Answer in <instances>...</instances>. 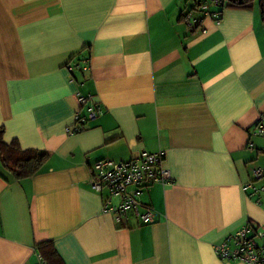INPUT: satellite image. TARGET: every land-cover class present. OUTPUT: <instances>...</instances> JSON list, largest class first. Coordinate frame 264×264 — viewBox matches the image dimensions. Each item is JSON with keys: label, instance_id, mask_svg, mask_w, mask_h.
I'll return each mask as SVG.
<instances>
[{"label": "crops", "instance_id": "0c3cea01", "mask_svg": "<svg viewBox=\"0 0 264 264\" xmlns=\"http://www.w3.org/2000/svg\"><path fill=\"white\" fill-rule=\"evenodd\" d=\"M202 2L218 11L220 0H0L2 139L48 153L20 179L0 161V264H248L215 246L264 221V191L243 190L262 185L264 136L251 132L264 23L258 0L222 6L218 24ZM89 106L97 116L81 124ZM141 149L165 152L171 181L138 196L152 223L116 222L93 165Z\"/></svg>", "mask_w": 264, "mask_h": 264}, {"label": "built area", "instance_id": "2783aa9c", "mask_svg": "<svg viewBox=\"0 0 264 264\" xmlns=\"http://www.w3.org/2000/svg\"><path fill=\"white\" fill-rule=\"evenodd\" d=\"M205 15L214 16L216 23L220 22L217 17L218 12L208 10L207 5L202 6ZM189 21V20H188ZM197 21V20H196ZM195 20L189 22L194 27ZM198 21L197 25L200 24ZM82 69L87 68V64L82 62ZM72 70V67H68ZM79 102L86 104L90 97L79 95ZM86 118L77 116L78 122L83 124L88 120H93L97 112L93 106L87 109ZM75 126L74 130H77ZM255 136H264V115L257 120L253 131ZM264 153V147L262 149ZM164 151L150 152L145 149L139 150L137 155L124 161H113L103 159L93 165L94 176L92 187L100 191L107 188L109 197L104 201L103 211L113 214L116 222H121L128 212H134L140 224H150L154 221L153 208L138 199L144 189H148L153 184H166L171 181V173L163 166ZM254 180H262L260 187H255L253 182L243 184V190L249 195L256 191H264V169L256 168L252 171ZM118 198V202L113 203L110 198ZM215 254L220 259L240 260L248 264H264V221L257 225L254 231L248 227L235 231L227 240L215 246Z\"/></svg>", "mask_w": 264, "mask_h": 264}, {"label": "trees", "instance_id": "16d2710c", "mask_svg": "<svg viewBox=\"0 0 264 264\" xmlns=\"http://www.w3.org/2000/svg\"><path fill=\"white\" fill-rule=\"evenodd\" d=\"M253 0H220L216 3L219 12L222 6L249 8ZM204 2L200 4L203 6ZM261 21L264 23V0H258ZM212 13V12H211ZM219 15V14H218ZM197 20V21H196ZM201 17L195 19L197 25ZM48 153L44 150L21 149L16 141L7 144L2 139V129H0V158L1 164L14 179L29 177L37 173L46 161Z\"/></svg>", "mask_w": 264, "mask_h": 264}]
</instances>
